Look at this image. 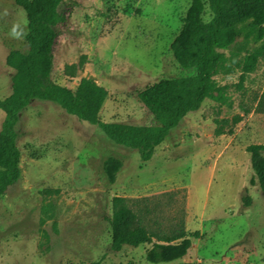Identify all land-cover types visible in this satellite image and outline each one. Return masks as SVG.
Wrapping results in <instances>:
<instances>
[{
	"label": "rangeland",
	"instance_id": "obj_1",
	"mask_svg": "<svg viewBox=\"0 0 264 264\" xmlns=\"http://www.w3.org/2000/svg\"><path fill=\"white\" fill-rule=\"evenodd\" d=\"M190 3L64 0L52 81L73 90L87 78L105 88L101 122L154 125L136 94L190 74L170 50ZM26 33L24 11L14 0H0V99L11 93L14 74L6 57L27 51ZM256 45L247 34L224 52L223 68L213 77L223 100L207 99L187 114L145 163L97 126L52 102L33 101L17 126L20 179L0 196V264H152L145 257L151 245L111 250L114 196L137 201L134 209L149 230L183 228L191 236L184 258L159 264H264V192L250 185L247 153L250 145H264L258 109L264 57L240 88L241 72L232 61ZM3 117L0 111V126ZM108 158L122 161L114 184L103 169Z\"/></svg>",
	"mask_w": 264,
	"mask_h": 264
},
{
	"label": "trees",
	"instance_id": "obj_2",
	"mask_svg": "<svg viewBox=\"0 0 264 264\" xmlns=\"http://www.w3.org/2000/svg\"><path fill=\"white\" fill-rule=\"evenodd\" d=\"M14 2L25 13L27 51H10L5 60L14 74L11 93L0 99V111L4 114L0 126V196L20 179L17 126L21 114L33 101L52 102L66 114L97 126L115 144L136 150L140 161L145 163L187 114L197 111L207 99L223 100V88L213 77L223 68L224 52L239 37L249 34L257 44L241 60L232 59L241 72L239 88L245 75L253 72L258 60L264 57V0H191L183 24L170 44L173 59L190 74L161 80L136 94L153 116L154 125L105 123L98 118L108 95L105 88L92 79L82 78L71 90L51 79L57 26L65 20L59 10L64 0ZM205 5L209 12L207 21L204 20ZM258 109L264 112V92ZM247 153L253 171L250 185L264 192V145H250ZM121 168L119 159L108 158L104 162L103 169L110 184L115 183ZM242 201L246 207L250 206L248 196ZM136 205L137 201L112 197L111 250L120 252L123 247L148 244L151 247L145 257L152 264L184 258L191 248V236L183 228L169 232L149 230L134 209ZM192 237L198 238V234Z\"/></svg>",
	"mask_w": 264,
	"mask_h": 264
}]
</instances>
